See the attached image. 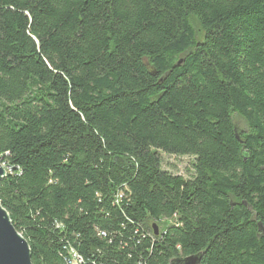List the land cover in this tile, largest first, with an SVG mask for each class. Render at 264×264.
<instances>
[{"label": "trees", "instance_id": "1", "mask_svg": "<svg viewBox=\"0 0 264 264\" xmlns=\"http://www.w3.org/2000/svg\"><path fill=\"white\" fill-rule=\"evenodd\" d=\"M0 160L32 264H264V0H0Z\"/></svg>", "mask_w": 264, "mask_h": 264}, {"label": "water", "instance_id": "2", "mask_svg": "<svg viewBox=\"0 0 264 264\" xmlns=\"http://www.w3.org/2000/svg\"><path fill=\"white\" fill-rule=\"evenodd\" d=\"M0 162V182L6 177ZM155 233L158 229L154 227ZM203 254L178 258L171 264H202ZM0 264H32L30 247L26 239L14 227L9 213L0 203ZM73 264H77L76 261Z\"/></svg>", "mask_w": 264, "mask_h": 264}, {"label": "rangeland", "instance_id": "3", "mask_svg": "<svg viewBox=\"0 0 264 264\" xmlns=\"http://www.w3.org/2000/svg\"><path fill=\"white\" fill-rule=\"evenodd\" d=\"M236 126L238 129H246V124L243 120L236 117ZM163 169L176 175H182L186 179L191 177V157H174L163 154Z\"/></svg>", "mask_w": 264, "mask_h": 264}, {"label": "built area", "instance_id": "4", "mask_svg": "<svg viewBox=\"0 0 264 264\" xmlns=\"http://www.w3.org/2000/svg\"><path fill=\"white\" fill-rule=\"evenodd\" d=\"M3 168L6 170V173H8L10 170L9 168L2 163V161L0 160ZM76 261L77 264H82L83 261H82V258L75 252V251H72L70 252V258L67 259V264H73V262Z\"/></svg>", "mask_w": 264, "mask_h": 264}]
</instances>
